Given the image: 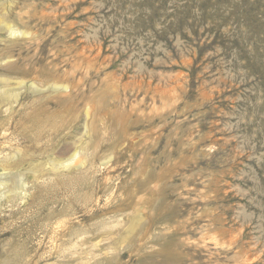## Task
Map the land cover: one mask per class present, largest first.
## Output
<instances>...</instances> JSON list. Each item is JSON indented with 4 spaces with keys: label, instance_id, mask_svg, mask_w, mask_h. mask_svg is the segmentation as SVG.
Segmentation results:
<instances>
[{
    "label": "rangeland",
    "instance_id": "374dc122",
    "mask_svg": "<svg viewBox=\"0 0 264 264\" xmlns=\"http://www.w3.org/2000/svg\"><path fill=\"white\" fill-rule=\"evenodd\" d=\"M7 74L0 264H56L49 208L92 264H264V0H0Z\"/></svg>",
    "mask_w": 264,
    "mask_h": 264
},
{
    "label": "bare ground",
    "instance_id": "6f19581e",
    "mask_svg": "<svg viewBox=\"0 0 264 264\" xmlns=\"http://www.w3.org/2000/svg\"><path fill=\"white\" fill-rule=\"evenodd\" d=\"M7 28L8 33H10V35L12 36H16L17 34H22L23 32L19 31L17 28H12L10 25L8 24H4ZM9 35V34H8ZM19 36V35H18ZM13 40H17L18 38H12ZM25 39V38H22ZM8 63V62H7ZM6 63V64H7ZM15 64H12L10 67L13 68ZM8 68V66H7ZM5 68V69H7ZM45 73V72H44ZM44 76L45 74H37V76L40 77ZM36 76V78H37ZM46 77V76H44ZM23 79H25V77H20V78H15V80H19L16 82V86H12L13 87V91H17V92H23L22 90L25 88L26 85V81L24 82ZM64 80V79H63ZM13 79L12 76L7 74L5 76H1L0 77V95H5V96H9L10 98L13 97H17L18 94L14 95V92H10L9 89L11 88V83H12ZM57 81V80H56ZM68 81V78H67ZM30 82V81H29ZM61 82V81H60ZM62 83V82H61ZM29 85V84H28ZM55 85V87L57 89H61L63 91H66L69 86H61L59 84H52ZM65 85V84H64ZM72 85V84H71ZM70 85V86H71ZM29 88V87H27ZM8 89V90H7ZM41 88H39L38 86H36L35 84H32L29 88V90H39ZM51 89V88H50ZM69 89H72V87H70ZM52 90V89H51ZM50 91V90H49ZM62 91V92H63ZM38 92V91H37ZM41 92V90H40ZM59 92V91H57ZM67 92V91H66ZM14 95V96H13ZM59 95V93H58ZM79 95V94H78ZM82 96V95H81ZM12 98V99H13ZM67 98V96H66ZM3 101V100H2ZM1 101V102H2ZM33 104V103H32ZM5 106V105H4ZM32 106V105H31ZM73 106V105H72ZM12 109V108H11ZM90 109V108H89ZM39 114V113H38ZM89 116V115H88ZM3 120V119H2ZM86 123V122H85ZM1 126V125H0ZM92 130V129H91ZM96 130V129H94ZM52 131V129H51ZM6 132V131H5ZM4 133V132H3ZM6 134H4L5 136ZM40 135V134H39ZM3 136V134H2ZM2 136H0L2 138ZM7 136V135H6ZM5 136V137H6ZM40 137V136H39ZM37 141V140H36ZM17 149V148H16ZM95 150V149H94ZM76 151V150H75ZM48 154V153H47ZM5 155V154H4ZM18 155V154H17ZM71 156V155H70ZM69 156V157H70ZM42 157V156H41ZM1 158L4 159L3 164H2V170L3 172H0V198H3L4 196H7V201H11L13 199L14 202L18 201L16 200L17 198H21L25 196V192H26V187H27V183L25 182V173L19 171V164L16 163H10V157H6V156H2ZM0 158V159H1ZM80 155L75 154L72 155L70 158H68L67 160H64V162L62 163L63 166L66 167H70L73 166V164L77 165L79 164L80 161ZM5 163V164H4ZM56 163H59L56 162ZM1 164V161H0ZM55 164V163H54ZM59 164H55L54 166L57 167ZM23 166V165H22ZM21 166V167H22ZM62 166V168H63ZM61 168V166H60ZM59 168V169H60ZM61 168V169H62ZM74 168V167H73ZM25 169V168H23ZM64 169V168H63ZM69 169V168H68ZM110 169V168H109ZM21 170V169H20ZM58 170V169H57ZM1 201V200H0ZM138 201V204L141 202ZM146 200H144L145 202ZM150 201V200H148ZM83 202V201H82ZM143 202V200H142ZM86 203V202H85ZM13 204V203H12ZM137 204V202H136ZM145 204V203H144ZM19 205V203H18ZM38 206V205H37ZM12 207V206H11ZM55 207V206H54ZM148 206L145 207V209L147 210ZM1 207H0V211H1ZM49 211H51V214L48 215L47 219H45V222H48L47 224L49 225V231L50 234H52V239L50 241H53V248H52V254L53 252L56 254V259L58 263H62V264H92L93 262L96 263H101L104 261H108L110 260L113 255H121L123 249H119L117 252H106L107 250H103L104 253L97 255L95 253H93V250L96 249V247H99L100 244L98 242L90 244L89 246H86V238H85V234L82 232V230L78 229H74V225L70 223L69 217L72 215V212L70 211V208H67L66 211H64V209H61L59 214H56V210L54 208H49ZM45 213V212H44ZM147 213V212H146ZM28 215V214H27ZM55 215H57V220L55 222H51L53 221V219L55 218ZM7 216V215H6ZM51 222V223H50ZM104 223V222H103ZM107 223V222H106ZM109 224H114V223H118L117 221L115 222V220H111L110 222H108ZM119 224V223H118ZM110 226V225H109ZM108 226V227H109ZM176 226V225H175ZM179 226V225H178ZM177 226V227H178ZM82 227V226H81ZM111 227V226H110ZM176 227V228H177ZM103 228H106L105 226H102V230ZM151 228V227H150ZM174 227V229H176ZM149 230V229H148ZM48 231V230H47ZM100 232V231H99ZM148 232V231H147ZM171 232V231H170ZM144 235V234H143ZM142 237V235H141ZM140 237V238H141ZM139 238V239H140ZM140 244V243H139ZM95 248V249H94ZM50 251V250H49ZM45 253V252H44ZM47 253V252H46ZM252 254V253H251ZM35 255V254H34ZM99 256L100 259H99ZM108 256V258H107ZM248 256V255H247ZM51 257V256H50ZM49 257V258H50ZM30 258V257H29ZM36 258V256H35ZM34 258V259H35ZM45 258V257H44ZM118 258V257H116ZM39 259V256H38ZM43 259V258H42ZM37 260V259H36ZM141 258L139 259V263H141ZM36 262V261H35ZM114 262V261H113ZM118 262V260H117ZM115 263V262H114ZM51 264V263H50ZM113 264V263H110ZM119 264V263H117Z\"/></svg>",
    "mask_w": 264,
    "mask_h": 264
}]
</instances>
